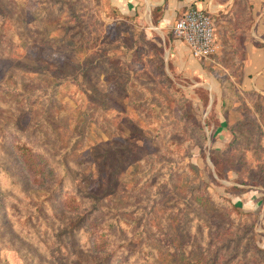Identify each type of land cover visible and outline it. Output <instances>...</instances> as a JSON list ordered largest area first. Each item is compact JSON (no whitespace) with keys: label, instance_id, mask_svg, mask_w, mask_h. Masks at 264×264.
<instances>
[{"label":"rangeland","instance_id":"1","mask_svg":"<svg viewBox=\"0 0 264 264\" xmlns=\"http://www.w3.org/2000/svg\"><path fill=\"white\" fill-rule=\"evenodd\" d=\"M236 3L228 27L216 25V53L193 73L172 59L170 32L117 0H0V125L70 163L62 194L74 191L84 214H70L55 192L40 212L50 231L37 215L34 230H22L15 221L31 212L22 197L51 185L31 184L0 144V163L24 193L0 171V264L100 260L89 233L115 216L134 223L113 232L106 264H264V97L240 88L251 6ZM37 58L55 66L52 80L38 79L50 72ZM13 83L43 89L29 94L30 110L3 95Z\"/></svg>","mask_w":264,"mask_h":264},{"label":"trees","instance_id":"2","mask_svg":"<svg viewBox=\"0 0 264 264\" xmlns=\"http://www.w3.org/2000/svg\"><path fill=\"white\" fill-rule=\"evenodd\" d=\"M3 10L4 9L0 7V13ZM216 25H217V22L215 20V26ZM215 34H216V27H215ZM15 52H16V49L14 48V49H11L7 54H4V55L14 57V56H16ZM1 53H4V52H1ZM1 53H0V57L3 56V55H1ZM37 62H39V63L43 62L44 64H42V66H41L42 69H47L46 71L50 72V74L48 75L49 77L46 76L44 74V72L38 74L37 76H38L39 80H42L43 77H46L48 80H52V77L54 76V74L58 73L57 69L55 68V66L52 63L46 62L40 58H37ZM14 71H16V70L13 69L11 74L9 75V78H8L9 80L15 77V75L13 74ZM8 79H5V82ZM35 79H36V77L33 78V80H35ZM52 82H53V84L55 83V81H52ZM1 84H0V86H1ZM13 85L14 86H12V88L7 89L8 91L10 90L8 94H7V91H2L3 95H7V96L9 95L11 97V99L9 100V103L14 104L17 107H21V108L26 109V110H30L27 108L28 107L29 94L36 96V95H39L43 92L42 88L30 90V89H27L28 87L27 88H20L18 83H13ZM54 85H57V83ZM48 89L49 88H47L46 90H48ZM247 92L257 93V92L252 91V90L247 91ZM260 96L264 97L261 94H260ZM54 97H55L54 95L53 96L50 95V99L52 100V102L53 101L56 102ZM4 106H6V104H3L2 102H0V107H4ZM7 107H8V110L10 111L8 115L11 116V118L15 119V123L19 127V120L21 118L20 117V115H21L20 111L18 109L13 108L10 104ZM14 111L15 112L18 111L16 115L13 114ZM42 122H43V124H47V122L45 120H42ZM39 124H40L39 120H37V122L32 123L34 128H36ZM5 127L6 126L3 127L0 125V144L4 149L6 148V146H8V151H10L12 155L16 156L17 160L22 163V166L26 171L27 177L29 178V182L33 185H37L40 188L45 187L47 185H51V187L48 190H44L38 194H34L32 196L24 195L23 188H21L22 186H20L17 179L14 176H12L11 172L9 170H7L4 166H2V164L0 163L1 173H3L4 175L9 177V185L12 188L11 192L13 194L24 195L22 198L27 201L26 207L31 209V212H27L26 214H24L22 212L18 216L19 218L15 221V223H17L18 225H19V223H22L24 226L23 228L21 226L22 230L25 229L27 232L31 233L32 230H34V229L30 226V223L34 222L33 219H34L35 215H37V220H41L40 225H42L48 231H50V226H48L45 223V221L42 219V217L40 216V212L44 208V206L48 205L49 198H51L53 193H55V192L61 195L60 198L65 197V201H63L62 206L67 211H70V214H74L75 217H78V220L82 219L84 214H81L80 210L83 208V203H82V201L78 200L77 196L75 195V192L70 191L67 194H62V191L64 190L65 185L68 183V180H66V178L70 176V173H69L71 170L70 163H68L66 160H64L61 155L58 156V158L60 159L59 161H52L51 159H53V155L51 154V151L53 149L50 146H48L47 143H45L44 146L47 147L48 150H46L44 146L36 144L32 140H30L28 137L24 136L23 134H19L18 132H16V133L12 132L15 134L7 136V135H9V132L7 130H5ZM18 131H20V130H18ZM43 142H45V141H43ZM65 149L67 150V148H65ZM48 151L50 152V154L48 153ZM62 151H61V153H62ZM47 154H48V156H46ZM50 160H51V165H54V166L49 167V166H45L43 164V161L49 162ZM215 164L216 165L218 164L217 159H215ZM56 166H59L61 170H60V172H57V173L54 172L53 173V169H56ZM218 174L222 175L220 172ZM74 175L75 176L73 177V179L81 181V179L78 178L76 172L74 173ZM112 209L114 210L115 208H112ZM32 210H33V212H32ZM122 210L123 209H120L119 211H122ZM114 211H118V210L115 209ZM78 220H76V221H78ZM106 221L107 222H101L100 224L96 225V226H98L97 230H93L89 233V235L93 236V238L90 241V246H91L92 252H96V253L97 252H103L104 254L101 257V259L96 260V261L91 262V263H89V262H87V263L78 262L77 264H106V263H108V260L112 256V253H113V252L109 253V251L107 252L109 245H111L108 242V240L111 237H113L115 239L113 232H115V233L120 232L119 229H120L121 224H123V225L127 224L128 227H132V225L134 223L133 221L125 220L119 216L109 218ZM105 223H107V226L110 227V229L113 228L111 232H110V229L108 231H106V228L103 226ZM69 228H71L70 224L68 226H65L64 229L67 232L66 235L71 237V231H69ZM59 232L60 231L52 234L54 236V238L57 241H59L58 244L61 243L60 237H59ZM119 243L130 244L129 240L126 242H119ZM87 245L89 246V242ZM59 259H60V261H62L61 258H59Z\"/></svg>","mask_w":264,"mask_h":264},{"label":"crops","instance_id":"3","mask_svg":"<svg viewBox=\"0 0 264 264\" xmlns=\"http://www.w3.org/2000/svg\"><path fill=\"white\" fill-rule=\"evenodd\" d=\"M238 0H117L123 11L137 13L139 19L148 17L151 27L157 32L171 33L170 55L175 63L185 72L201 71V59L194 58L186 44L173 34V26L187 7L202 8L216 16L218 28L228 27L230 18L236 15L233 7ZM250 4V17L247 27L242 28L246 34L243 42L245 57L241 67L240 88L255 91L264 96V0H239ZM152 20H154L152 22ZM221 31H216V42ZM218 43V42H217ZM206 61V59H204ZM199 62V63H198ZM205 63V62H204Z\"/></svg>","mask_w":264,"mask_h":264},{"label":"built area","instance_id":"4","mask_svg":"<svg viewBox=\"0 0 264 264\" xmlns=\"http://www.w3.org/2000/svg\"><path fill=\"white\" fill-rule=\"evenodd\" d=\"M215 27L212 14L189 6L177 18L172 32L186 44L194 58L208 59L218 48Z\"/></svg>","mask_w":264,"mask_h":264}]
</instances>
